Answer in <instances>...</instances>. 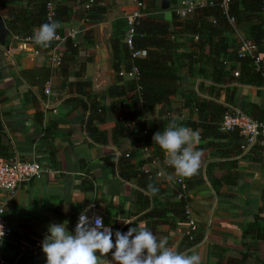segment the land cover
<instances>
[{
    "label": "crops",
    "instance_id": "0c3cea01",
    "mask_svg": "<svg viewBox=\"0 0 264 264\" xmlns=\"http://www.w3.org/2000/svg\"><path fill=\"white\" fill-rule=\"evenodd\" d=\"M179 1L114 0L96 24L79 19L81 5L74 4L68 20L57 30L61 37L56 42L57 52L65 55L60 65L50 63L48 55L37 53L28 43L7 48L0 45V154L10 155L0 162L13 157L35 159L42 170L38 179L22 185L4 205L13 231L0 243V264H46L41 243L48 225L65 224L74 234L78 216L90 205L88 215L103 217V224L113 232L126 233L130 227L143 224L158 239L167 238L174 251L198 254L201 264H264V231H260L264 229V158L253 150L254 145H246L227 158L214 149L205 152L204 165L227 163L214 169L216 179L210 176L218 189L215 194L204 166L199 177L177 175L166 164L164 150L161 161L153 148L139 143L142 135L133 122H123L121 137L114 142L110 139L120 120L117 113L137 111L140 104L136 91L127 92L123 100L108 97L111 87H122L134 75L133 69L124 70L129 61L123 60L118 64L121 75L113 72L109 38L120 35L124 39L135 20L153 17L168 23ZM2 14L0 10L1 20ZM230 36L240 38L237 33ZM65 41L77 45L78 51L92 53L90 62L79 71L76 56L66 53ZM256 50L264 61L263 50ZM200 83L206 82L196 78L187 85L196 91ZM225 85L234 88L228 95L231 103L227 111L246 113L249 105L264 109V86ZM84 93L94 97L103 111L96 126L103 132L102 144L92 142L84 131L88 110ZM224 98L222 92L218 102L224 104ZM158 109L143 119L156 118ZM194 119L182 111L177 121L186 127L185 122ZM204 143L199 140L195 147ZM128 155L137 165L133 173L147 171V179L127 172L125 177L118 175L117 161ZM149 184L158 189L155 195L148 192ZM176 190L180 195L171 200ZM179 197L185 200L184 218L177 216L178 209L171 202ZM255 219L259 231L244 236ZM188 221L193 222V230L187 227ZM106 258L111 260L112 253Z\"/></svg>",
    "mask_w": 264,
    "mask_h": 264
},
{
    "label": "trees",
    "instance_id": "16d2710c",
    "mask_svg": "<svg viewBox=\"0 0 264 264\" xmlns=\"http://www.w3.org/2000/svg\"><path fill=\"white\" fill-rule=\"evenodd\" d=\"M89 1L0 0V10L3 11L0 45L7 48L28 43L34 51L49 57L53 50L57 52L56 42L51 41L48 47L37 45L33 40L34 30L45 23L57 22L61 25L68 20L70 7L77 3L81 5L79 19L87 24L99 23L106 10L113 6L114 0H91L92 3L85 9L84 5ZM131 28L133 35L130 49L122 43V36L111 35L109 38L113 72L118 75V64L123 60L129 61L124 70L129 72L133 69L134 75L122 87H111L108 97L123 100L127 92L136 91L140 108L131 113H117L120 120L117 119L112 130L111 141L121 137L123 122H133V128L142 135L139 143L153 148L162 161L163 150L153 143L152 137L157 131H164L166 124L172 120L179 124L177 118L182 111H187L195 119L185 122V126L199 130L200 141L205 142L195 147L201 151L202 158L198 171L191 177H199L204 166L205 176L217 194V186L210 176L216 179L214 169H220L227 163L216 161L204 165L207 157L205 152L214 149L222 158H227L246 146L237 130H221L222 117L231 103L228 95L234 91L233 87L225 84L235 82L236 85L264 86V61L257 50L254 52L259 58L256 67L249 56L237 55L238 38L234 40L230 35L237 33L241 39L251 42L264 53V0H229L224 8L220 6L219 0H205L202 6L194 7L182 18L172 12L168 23L151 17L135 20ZM65 48L69 56H76L78 71L90 62L92 53L89 50L78 51L77 45L68 41H65ZM140 51L144 52L143 57H131L132 52ZM60 55L59 65L65 59V55ZM235 70L236 77L233 76ZM196 78H203L206 83H200L195 91L187 84ZM222 92L224 104L218 102ZM84 97L88 106L84 131L92 142L102 144L103 132L98 131L96 126L100 123L103 111L94 97L87 93H84ZM156 107L159 108L157 117L146 122L143 116ZM245 114L254 121L264 122V109L255 105H249ZM253 150H258L262 157L258 143ZM9 157L6 153L0 154V161ZM129 158L128 155L118 159V175L125 177L127 172L131 176L147 179L150 175L147 171L133 173L137 165L132 164ZM178 195L180 192L176 190L170 199ZM171 202L178 209L177 216L184 218L185 200L179 197L178 201ZM253 231H259L256 219L243 234L250 235Z\"/></svg>",
    "mask_w": 264,
    "mask_h": 264
},
{
    "label": "clouds",
    "instance_id": "9594fccd",
    "mask_svg": "<svg viewBox=\"0 0 264 264\" xmlns=\"http://www.w3.org/2000/svg\"><path fill=\"white\" fill-rule=\"evenodd\" d=\"M58 27L57 22L42 24L34 30V42L48 47L57 38ZM152 140L167 153V163L177 175L191 176L198 171L202 158L201 151L195 148L200 140L199 130L179 126L172 120ZM148 192L155 195L158 189L149 184ZM91 207L80 213L74 234L65 224L48 225L41 243L46 264H201L198 254L174 251L168 246L167 238L158 239L143 224L130 227L126 233L113 232L103 224V217L88 215ZM4 236V226L0 224V241ZM109 253H112L111 260L106 258Z\"/></svg>",
    "mask_w": 264,
    "mask_h": 264
},
{
    "label": "built area",
    "instance_id": "2783aa9c",
    "mask_svg": "<svg viewBox=\"0 0 264 264\" xmlns=\"http://www.w3.org/2000/svg\"><path fill=\"white\" fill-rule=\"evenodd\" d=\"M228 1L229 0H219L220 6L224 8ZM91 3L92 1L90 0L84 5V8H88ZM203 4L204 3L195 2L194 0H180L178 8L175 10V14L182 18L194 7L202 6ZM138 6L140 5L138 4ZM132 24L133 22L131 23V26ZM131 26L123 39V43L129 49L131 46V37L133 35ZM53 41L60 42L61 37L57 35V38ZM237 44V55L249 56L253 61V65L257 67L259 58L254 53L256 51V47L251 42L244 41L241 38L237 39ZM143 56V51L131 53V57ZM60 57V53L53 50L49 55L48 60L53 65H58L60 62ZM131 73H127V75L131 76ZM118 75H121V73L119 72ZM233 76L236 77L237 73H233ZM44 94H48V90H44ZM221 130H237L239 135L244 138L246 145H255L256 143H258L261 155L264 157V122L254 121L242 111L231 110L227 111V113H225L222 117ZM41 174V167L38 161L35 159L27 161L21 160L17 157H13L11 158V160L0 162V224L4 226L5 236L3 237V240L10 238L13 231L12 225H10L5 216L4 205L16 190H18L20 187H22V185L30 182L31 180L38 179ZM156 175L159 176V174ZM187 227L189 228V230H193V222L188 221ZM2 241H0V243Z\"/></svg>",
    "mask_w": 264,
    "mask_h": 264
},
{
    "label": "water",
    "instance_id": "95a60500",
    "mask_svg": "<svg viewBox=\"0 0 264 264\" xmlns=\"http://www.w3.org/2000/svg\"><path fill=\"white\" fill-rule=\"evenodd\" d=\"M165 6V3H163L162 7Z\"/></svg>",
    "mask_w": 264,
    "mask_h": 264
}]
</instances>
